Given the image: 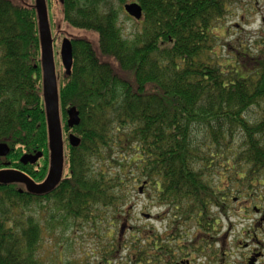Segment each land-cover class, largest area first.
Returning <instances> with one entry per match:
<instances>
[{
  "label": "trees",
  "instance_id": "obj_1",
  "mask_svg": "<svg viewBox=\"0 0 264 264\" xmlns=\"http://www.w3.org/2000/svg\"><path fill=\"white\" fill-rule=\"evenodd\" d=\"M46 1L64 173L46 195L0 185V264H43V230L27 213L31 204L53 205L56 217L91 222L93 231L108 222L113 244L102 251L111 264H122L123 253L127 264H156L160 252L169 257L188 235L195 244L198 232L221 222L216 215L227 214L234 200L264 201V51L233 48L226 62L216 52L231 48L217 33L237 8L231 0H134L143 18L130 33L120 26L126 0ZM60 21L98 38L73 39L69 76L59 55L66 37ZM41 58L35 0H0V144L11 149L0 157V170L23 171L37 183L50 165ZM71 107L81 119L73 129L67 126ZM70 134L81 140L78 147L69 144ZM38 152L43 158L36 164L21 163ZM135 189L164 210L159 221L167 223V237L138 230L127 239L123 228Z\"/></svg>",
  "mask_w": 264,
  "mask_h": 264
},
{
  "label": "rangeland",
  "instance_id": "obj_2",
  "mask_svg": "<svg viewBox=\"0 0 264 264\" xmlns=\"http://www.w3.org/2000/svg\"><path fill=\"white\" fill-rule=\"evenodd\" d=\"M133 1L126 0V3ZM245 8L250 12L248 6H245ZM242 14L243 12L241 10L232 11L231 15L226 18L227 23L223 25L229 32H226L225 29L221 32L217 31L223 38L221 45L231 46V48L226 47L227 49H216V52L221 55L224 62L230 60L231 56L229 57L228 53L233 52V48H240V46L247 49L250 48V55L251 53L256 55L258 52L255 50V44L253 46V39L250 35L253 29L250 26L251 17L248 15L246 22H242ZM134 23V20H131L125 11H123L120 20L121 28L126 33L133 32L135 30ZM237 24L242 25L241 30L235 27ZM59 25L60 31L67 38H87L92 42L98 41L97 36L91 32L64 26V23L61 21ZM244 64L248 69L251 68L249 61H245ZM246 196L243 195L240 199L234 200L230 204L227 214L216 215V218L221 219V222H219L220 224L216 227V232L212 236L217 239H222L223 244L221 246L226 253L224 257L225 264H243L245 261L244 258L247 259L250 255H257L258 264H264V220L262 221L264 214L258 215L253 213V211L246 212L245 210L240 212V207L251 205L250 202L253 203V207L258 206L264 210V201L260 202L258 197L250 200ZM131 202L133 209L128 216L129 223L125 226L126 228L124 227V233H126L127 239L131 238V235L137 236L138 230H145L147 233L152 230L159 234L166 232L167 223L160 222L157 219L159 215L164 214V210L158 207H152L148 198L138 195L137 189L132 192ZM145 207L149 208L146 213L152 216L151 220H148L142 214ZM54 211L53 205H49L48 208L43 209V206L39 204H31L27 208V213L41 222L43 232L38 257L43 264H67L69 262H75L76 264H95V255L100 253L105 247L110 248L112 246L113 228L108 222L98 225L97 227L100 230L95 229L93 231L94 227L91 222L89 224L83 223V225L79 223L75 224L70 219L65 222L63 218L56 217L59 214L54 213ZM244 216H247V218ZM121 217L123 219V216ZM129 228H132L130 232L127 231ZM115 232L118 235L119 227ZM193 232H196V230ZM219 248L220 246H215L216 250ZM123 254L124 260L122 262L127 264L129 260L126 259V254Z\"/></svg>",
  "mask_w": 264,
  "mask_h": 264
},
{
  "label": "water",
  "instance_id": "obj_3",
  "mask_svg": "<svg viewBox=\"0 0 264 264\" xmlns=\"http://www.w3.org/2000/svg\"><path fill=\"white\" fill-rule=\"evenodd\" d=\"M118 1V0H116ZM61 3L64 0H60ZM35 8L38 15L39 31L42 50V71H43V96L46 108L47 126L49 133L50 165L46 179L35 182L28 174L20 170H0V185L19 184L26 188V191L34 195H46L55 190L63 178L65 166V141L61 122V109L59 98V87L57 78V67L54 52V38L50 26V18L46 0H35ZM125 13L140 21L143 18V8L140 4L132 2L124 6ZM73 39L64 38L60 50V58L67 76L71 75L74 53ZM67 126L73 129L80 125V113L75 107L67 110ZM69 143L72 147H78L81 140L74 134L69 135ZM11 149L6 144H0V157H7ZM43 153L24 155L21 163L36 164ZM21 192L23 190H20ZM142 192V189H141Z\"/></svg>",
  "mask_w": 264,
  "mask_h": 264
},
{
  "label": "flooded vegetation",
  "instance_id": "obj_4",
  "mask_svg": "<svg viewBox=\"0 0 264 264\" xmlns=\"http://www.w3.org/2000/svg\"><path fill=\"white\" fill-rule=\"evenodd\" d=\"M231 5H235L237 8L235 10H241L243 14L241 15L242 22H246V18L248 15L251 17L250 26L253 27L250 35L254 39L255 47L258 52L264 51V0H231ZM248 6L250 8V12H248L245 8ZM238 30H241L242 25L237 24L235 26ZM224 28L219 29L218 31H223ZM226 30V29H225ZM73 41V40H72ZM62 44V43H61ZM253 211L255 214H264V210L259 207H251V206H241L240 212L242 211ZM144 217L148 218V220L152 219L150 214H147L146 211H142ZM149 215V216H148ZM247 218V216H244ZM158 220L162 219V216L159 215L157 217ZM264 219H262L263 221ZM257 223V222H256ZM214 224V228L211 230L207 228L206 230H200L198 232V238L195 244L191 243V237L188 235L186 243L177 244L176 246L172 247V254L168 256H163L160 252L158 255V260L156 264H225L224 257L226 253L224 252L222 239H217L212 235L216 232V227L219 225ZM199 224L198 226H200ZM126 228V227H125ZM132 229V228H130ZM169 230L168 228L166 231ZM195 228L191 230L188 229L189 232L194 234ZM124 232V228H123ZM141 233H146V231H140ZM168 232V231H167ZM167 232L161 234L167 237ZM220 232V231H219ZM121 245H123L121 243ZM215 246H220L219 249H215ZM161 249V248H160ZM250 255L244 258L243 264H258V257L255 255ZM96 262L95 264H111V257H105L103 251L97 253L95 255ZM108 261V262H106ZM122 264H125L122 262Z\"/></svg>",
  "mask_w": 264,
  "mask_h": 264
},
{
  "label": "bare ground",
  "instance_id": "obj_5",
  "mask_svg": "<svg viewBox=\"0 0 264 264\" xmlns=\"http://www.w3.org/2000/svg\"><path fill=\"white\" fill-rule=\"evenodd\" d=\"M56 67H57V64H56ZM58 75V74H57ZM57 78H58V76H57Z\"/></svg>",
  "mask_w": 264,
  "mask_h": 264
}]
</instances>
